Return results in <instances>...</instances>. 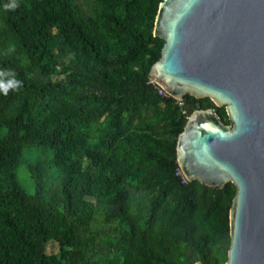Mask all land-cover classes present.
Segmentation results:
<instances>
[{
    "label": "trees",
    "instance_id": "obj_1",
    "mask_svg": "<svg viewBox=\"0 0 264 264\" xmlns=\"http://www.w3.org/2000/svg\"><path fill=\"white\" fill-rule=\"evenodd\" d=\"M162 2L0 0V264L227 263L237 188L184 182L177 149L195 111L232 121L150 83Z\"/></svg>",
    "mask_w": 264,
    "mask_h": 264
},
{
    "label": "water",
    "instance_id": "obj_2",
    "mask_svg": "<svg viewBox=\"0 0 264 264\" xmlns=\"http://www.w3.org/2000/svg\"><path fill=\"white\" fill-rule=\"evenodd\" d=\"M154 36L165 45L151 78L178 102L210 98L232 121L195 111L180 169L189 182L236 186L226 264H264V0H163Z\"/></svg>",
    "mask_w": 264,
    "mask_h": 264
},
{
    "label": "rangeland",
    "instance_id": "obj_3",
    "mask_svg": "<svg viewBox=\"0 0 264 264\" xmlns=\"http://www.w3.org/2000/svg\"><path fill=\"white\" fill-rule=\"evenodd\" d=\"M28 156H26L27 158ZM19 180L20 183L22 184V186L25 188V190L29 193H34V187L30 181V179L28 178L27 172L24 168H20L19 169ZM108 210V207L106 205H102L99 207V211L96 217V221L94 222L92 228L98 231H101V236L105 235L104 233L109 231L110 229V225L106 222V218L104 215V212H106ZM104 232V233H103ZM99 241V239H97V242ZM96 242V243H97ZM102 247H104L106 249L105 244H102ZM58 250L56 244L51 243L50 245H48V247L46 248V252L49 254H53L56 253Z\"/></svg>",
    "mask_w": 264,
    "mask_h": 264
},
{
    "label": "built area",
    "instance_id": "obj_4",
    "mask_svg": "<svg viewBox=\"0 0 264 264\" xmlns=\"http://www.w3.org/2000/svg\"><path fill=\"white\" fill-rule=\"evenodd\" d=\"M150 83L155 85L159 91V94L163 97V98H168L171 97L163 88H161L152 78L150 80ZM179 105L183 108V102H179ZM186 112L184 111L183 114H185ZM182 172V171H181ZM183 174V173H182ZM184 176V174H183ZM188 181L185 176H184V182Z\"/></svg>",
    "mask_w": 264,
    "mask_h": 264
}]
</instances>
